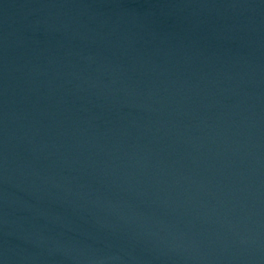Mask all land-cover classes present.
Returning a JSON list of instances; mask_svg holds the SVG:
<instances>
[{
    "label": "water",
    "instance_id": "water-1",
    "mask_svg": "<svg viewBox=\"0 0 264 264\" xmlns=\"http://www.w3.org/2000/svg\"><path fill=\"white\" fill-rule=\"evenodd\" d=\"M0 264H264V0H0Z\"/></svg>",
    "mask_w": 264,
    "mask_h": 264
}]
</instances>
